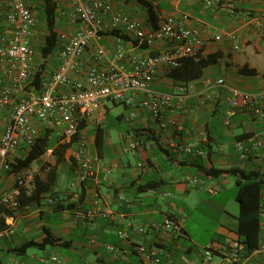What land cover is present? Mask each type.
I'll return each instance as SVG.
<instances>
[{
  "label": "crops",
  "instance_id": "0c3cea01",
  "mask_svg": "<svg viewBox=\"0 0 264 264\" xmlns=\"http://www.w3.org/2000/svg\"><path fill=\"white\" fill-rule=\"evenodd\" d=\"M111 1L118 13L141 20L146 28L153 27L154 22L159 24L162 12L185 25L198 27L205 42L196 58L217 57L195 76L183 72L181 77H176L173 68L164 64L157 67L151 85L154 90L174 92L183 85L187 91L182 106L175 100L163 110L168 123L165 130L159 128L144 107L112 100L105 102L103 123L98 122L96 115L86 117L81 132L95 155L97 173V177L86 182L78 180L72 142L61 141L51 130V138H58L55 145L69 143L70 146L60 149L63 154L60 160L54 146H50L51 149L29 167L47 182L48 170L56 166L57 177L51 189L40 195L39 201L17 209L7 208L10 212L0 213V231L9 227L14 229L13 233L0 238V264H44L42 258L52 254H57L62 264H145L136 251V245L141 243L157 249L158 264H204L202 247L208 242L216 241L219 248L217 258L222 259L231 243L239 238L236 176L229 172L216 173V170L243 169L264 175V145L246 158H240L234 147L237 140L251 136H260L264 140V117L240 109L232 116L230 125L225 123L231 89L264 91V0H219L212 5H207L204 0H145L153 6L154 22L148 5L141 0ZM57 4L59 47L68 41L81 23L72 19V8L66 0H57ZM116 32L105 31L90 43L79 61V71L73 73L74 77L85 78L89 68L97 63V51L104 54L101 66L114 64L131 68L132 57L157 54L167 47L163 40L147 45L125 35L126 55L116 60ZM41 34L44 42L47 27L38 19L34 38L36 46ZM219 34L221 38L216 39ZM57 49L48 57L38 56L44 60L47 72L56 69L60 63ZM49 57H52L50 61ZM243 66L256 71L244 73L241 71ZM221 77L225 80L224 85L218 84ZM146 97L144 93H138L135 100L140 102ZM109 101L121 103L124 110L112 116ZM131 110H135L133 120L128 119ZM171 121L183 126L175 140L197 141L206 151L205 157L186 155L158 143V136L165 135L172 128ZM110 122L117 134L105 127ZM98 129L102 130L99 144ZM46 130L41 126V133ZM137 139L153 140V143L150 148L124 149L129 141ZM28 150L18 149L15 159L24 157ZM107 167H114L111 175H107ZM191 176L204 179L209 185L218 187L219 192L200 191L197 185L188 181ZM16 188L15 173H7L0 179V196ZM28 189L30 193L32 188ZM122 191L126 192L128 202L119 201L118 194ZM96 192H99V198ZM95 200L111 214L102 213L94 221H89L84 212L94 206ZM200 208L203 210L200 216L215 215L216 224L209 234L197 236L189 221ZM172 214L184 219L180 233L150 227ZM4 224L5 227L1 228ZM132 224L143 225L147 231H134ZM119 229L126 230L124 239L118 236ZM47 230L67 243L34 244L23 249L29 241H41ZM108 244L115 245L118 250H109ZM243 254L248 264H264V218H261L258 248Z\"/></svg>",
  "mask_w": 264,
  "mask_h": 264
},
{
  "label": "built area",
  "instance_id": "2783aa9c",
  "mask_svg": "<svg viewBox=\"0 0 264 264\" xmlns=\"http://www.w3.org/2000/svg\"><path fill=\"white\" fill-rule=\"evenodd\" d=\"M72 8V19L79 20L80 27L59 46L57 51L60 63L51 72L46 71L45 62L38 58L34 38L38 28L37 12L30 0H0V179L7 173H15L17 188L4 192L0 196V205L8 209H17L20 186H33L35 172L30 168L13 170L15 154L18 149L30 148L41 134V126L50 129L61 141L72 142V157L75 171L80 182L97 177L94 168L95 155L89 147L85 135L79 129L81 119L96 115L99 123L106 118L105 102L112 100L131 106L147 109L161 130L168 128L163 110L177 100L182 106L186 100V87L180 85L174 92L156 91L152 82L157 67L161 64L170 68L181 65L188 56L199 54L205 39L198 27L185 25L174 16L161 13L157 26L146 28L142 21L118 13L111 0H66ZM212 5L219 0H204ZM105 31H118L115 35L114 58L125 57L127 48L125 35L138 40L141 44L151 45L158 40L166 42L165 50L144 57H132L131 68L110 65L101 66L104 59L102 51L95 54L96 64L92 65L85 78H77L73 73L79 71L80 59L90 43L100 38ZM220 39L221 35H216ZM40 79L36 82L37 75ZM224 85V78L218 79ZM144 93L146 98L137 102L135 95ZM229 108L225 123L230 125L232 116L240 109H248L259 117H264V91L249 92L237 88L231 89ZM131 110L128 119L135 118ZM172 128L165 135L158 136V143L168 149H176L191 156H206V151L195 140L178 142L175 137L183 126L171 121ZM153 140L137 139L129 141L125 150L150 148ZM264 145L260 136H251L237 140L235 150L240 158H246L255 149ZM51 149V148H49ZM114 167H107L111 175ZM188 181L197 185L200 191L217 194L219 188L209 185L204 179L189 177ZM99 192L96 197L99 198ZM121 203L128 202L126 192L118 194ZM111 214L102 209L95 200L94 206L84 212L85 219L94 221L100 214ZM260 216L264 218V190L260 207ZM115 218H113L114 220ZM184 219L178 215H167L164 220L156 221L150 227L166 229L171 233H180ZM131 229L145 233L143 225L132 224ZM14 232L12 227L0 231V238ZM118 236L125 238L126 230H118ZM107 248L116 251L115 245ZM136 251L145 264H158L157 249L146 244H137ZM219 248L216 241H210L202 247L204 264H248L238 240L231 243L222 259L217 258ZM44 264H62L57 254L43 257Z\"/></svg>",
  "mask_w": 264,
  "mask_h": 264
},
{
  "label": "trees",
  "instance_id": "16d2710c",
  "mask_svg": "<svg viewBox=\"0 0 264 264\" xmlns=\"http://www.w3.org/2000/svg\"><path fill=\"white\" fill-rule=\"evenodd\" d=\"M31 6L37 12V18L43 20L47 27V34L44 37L43 44L39 47V51L43 57H48L52 54L59 45V32L57 29V17H58V4L57 0H30ZM148 5L149 15L153 21L155 11L153 6L145 1L141 0ZM154 22V21H153ZM158 24L154 22V26ZM118 32H116L117 34ZM197 56V55H196ZM196 56H188L182 60L180 66L173 68V75L181 77V73L192 74L193 76L199 75L204 66L212 63L217 56L209 55L207 58H196ZM191 68V69H190ZM187 70V71H186ZM241 71L244 73H255L254 68H248L247 66L241 67ZM188 72V73H187ZM40 79V73L37 75L36 82ZM86 124L85 118L81 119L79 129L81 130ZM146 131V130H143ZM101 129H98L97 143L99 144ZM58 138L53 140L51 138V130L47 129L42 132L36 139L34 145L29 148L28 153L24 157L15 159L13 163V170L17 171L21 168H29L32 163L43 155L50 146H54L55 153L60 160L63 156L60 149H67L69 143H59L55 145ZM229 172L236 176L237 194L236 199L239 203L238 214V241L241 249L245 254H249L259 246L260 230H261V216L260 207L263 199L264 190V175H261L258 171L246 172L243 169H218L216 173ZM48 181L45 182L41 179L39 173L35 174L34 187L29 193V189L26 186L19 187L18 199L20 205H25L33 201H39L40 195L51 189L54 180L57 177L56 166L50 167L47 172ZM1 212H10L6 207L0 205ZM5 227V224L1 227ZM46 236L41 241H29L23 246V249L31 245L44 246L46 244H66V241H62L61 238L54 236L49 230L46 231Z\"/></svg>",
  "mask_w": 264,
  "mask_h": 264
},
{
  "label": "rangeland",
  "instance_id": "374dc122",
  "mask_svg": "<svg viewBox=\"0 0 264 264\" xmlns=\"http://www.w3.org/2000/svg\"><path fill=\"white\" fill-rule=\"evenodd\" d=\"M36 48H37V55L40 56L41 53L39 51V47L43 44V34H41L38 37V40L36 41ZM52 59V57H49V61ZM108 106L110 107V114L112 116H114L115 114H117L120 111L124 110V106L121 103L118 104H114L112 101L108 102ZM105 127L109 130H111L114 134H117V129H115L112 125V122H110L108 125H105ZM31 188H33L32 186H29ZM238 188L235 187V192L237 193ZM201 212H203V210L200 208L195 215H193L189 221V226L191 227V229L195 232V234L197 236H199V234L202 235H206L209 234L215 224V215H212L210 217H206V218H202L200 216Z\"/></svg>",
  "mask_w": 264,
  "mask_h": 264
}]
</instances>
